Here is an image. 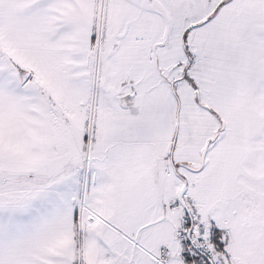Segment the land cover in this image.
<instances>
[{
  "label": "snow or ice",
  "instance_id": "1",
  "mask_svg": "<svg viewBox=\"0 0 264 264\" xmlns=\"http://www.w3.org/2000/svg\"><path fill=\"white\" fill-rule=\"evenodd\" d=\"M0 264H264V0H0Z\"/></svg>",
  "mask_w": 264,
  "mask_h": 264
}]
</instances>
